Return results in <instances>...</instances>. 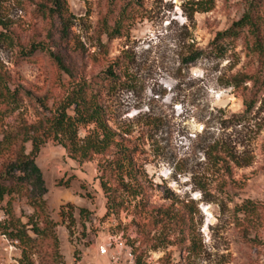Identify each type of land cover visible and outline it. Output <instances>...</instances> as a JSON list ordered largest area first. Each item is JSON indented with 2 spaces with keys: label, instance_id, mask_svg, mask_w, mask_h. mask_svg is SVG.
Returning <instances> with one entry per match:
<instances>
[{
  "label": "rangeland",
  "instance_id": "1",
  "mask_svg": "<svg viewBox=\"0 0 264 264\" xmlns=\"http://www.w3.org/2000/svg\"><path fill=\"white\" fill-rule=\"evenodd\" d=\"M40 2L0 0V180L12 188L0 264H105L98 246L120 237L138 264H264V89L247 82L260 58L248 31L215 41L251 10L264 39V0H68L66 38ZM123 8L126 32L109 42L105 18ZM33 44L44 49L27 56ZM117 64L103 103L127 147L124 182L105 176V157L76 160L48 136L75 83ZM33 140L42 186L9 172Z\"/></svg>",
  "mask_w": 264,
  "mask_h": 264
},
{
  "label": "trees",
  "instance_id": "2",
  "mask_svg": "<svg viewBox=\"0 0 264 264\" xmlns=\"http://www.w3.org/2000/svg\"><path fill=\"white\" fill-rule=\"evenodd\" d=\"M37 9L44 18L50 20V32H55L57 36L65 38L68 36V32L72 27L68 0H41ZM210 10V7H206L203 12H209ZM111 13L110 18H105L102 30V33L107 36L109 42L124 36L127 28L126 22L128 21L126 8L120 9L118 13L113 9ZM262 24V18L259 15L255 17L254 10H251L239 21L235 22L227 31L219 33L215 38V41L226 38L236 39L242 32L248 31L253 40L254 51L258 53L260 58L258 72L255 75L247 77V82L251 81L254 85L255 96L264 89V39ZM39 49H44L43 45L33 44L27 49L26 54L27 56H31L35 50ZM55 59L61 68H65L60 57L55 55ZM117 68L119 69L118 64L111 65L89 80L83 79L76 82L68 94L66 101L60 106L59 114L53 119L51 132L48 136L59 141L70 156L76 160L89 161L95 156L105 157V161L101 165L105 176L114 170L115 172L117 171L118 176L124 182L125 178L128 177L127 173H124L127 172V163L131 164L126 156L127 147L122 145L119 140L120 133L110 126L109 116L103 103V92L108 88L109 84H116L119 80L116 74ZM0 94H2L1 86ZM257 102L253 97L245 100L246 113H251L256 107ZM89 126L93 127V131L84 138H81L80 128ZM40 147L41 144L33 140L31 153L27 156L21 154L19 163L16 167H12V171L10 170L9 172L15 173L16 171H20L27 178L34 177L36 182L42 186V172L35 162L40 153ZM112 150L119 151V153L114 152L113 154L117 158L106 159L112 153ZM18 180L22 181L23 177H20ZM1 182L0 180V202L12 192L11 187ZM102 187L108 195V203L111 204L109 213L113 212L115 205L114 199L109 193L111 187L104 180L102 181ZM84 213H87V209H80V215H84ZM36 232L37 234L40 233L39 230Z\"/></svg>",
  "mask_w": 264,
  "mask_h": 264
},
{
  "label": "built area",
  "instance_id": "3",
  "mask_svg": "<svg viewBox=\"0 0 264 264\" xmlns=\"http://www.w3.org/2000/svg\"><path fill=\"white\" fill-rule=\"evenodd\" d=\"M6 218L4 212H0V221ZM3 238L6 240V235ZM98 254L105 259V264H138L134 249L121 237L114 242L102 243L98 246Z\"/></svg>",
  "mask_w": 264,
  "mask_h": 264
}]
</instances>
